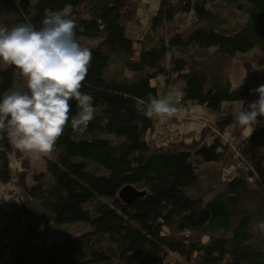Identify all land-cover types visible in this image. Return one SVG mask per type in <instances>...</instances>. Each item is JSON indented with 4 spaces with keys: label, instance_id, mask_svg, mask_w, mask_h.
<instances>
[{
    "label": "trees",
    "instance_id": "obj_1",
    "mask_svg": "<svg viewBox=\"0 0 264 264\" xmlns=\"http://www.w3.org/2000/svg\"><path fill=\"white\" fill-rule=\"evenodd\" d=\"M141 2L0 0V186L17 192L0 200V258L10 264H264V84L232 85L199 61L254 51L264 67V0H160L150 44L136 50L126 25ZM63 28L66 51L52 45ZM250 101L244 135L225 104ZM194 106L212 122L175 129ZM20 107L28 139L8 131ZM47 118L56 134L28 184L13 159L26 167ZM212 128H232L228 144ZM203 165L220 172L202 176ZM126 185L145 195L124 205ZM74 225L88 231L58 232Z\"/></svg>",
    "mask_w": 264,
    "mask_h": 264
},
{
    "label": "rangeland",
    "instance_id": "obj_2",
    "mask_svg": "<svg viewBox=\"0 0 264 264\" xmlns=\"http://www.w3.org/2000/svg\"><path fill=\"white\" fill-rule=\"evenodd\" d=\"M141 5L138 7L139 10L135 13L134 16V22H130L126 25V35L128 38L133 39L134 41L139 40L140 42H136L135 48L136 50L139 49V47L150 44L148 41L145 40L146 35L149 32V23H150V17L154 14L156 9L158 8V4L160 0H142ZM186 23L188 21L186 20ZM229 23L232 24L233 21L229 19ZM206 23H201L200 26H204ZM3 26V18H0V33ZM62 36L68 37L71 34L68 31H65L64 28L61 32ZM86 44H94V42H85L83 41V45ZM212 52V50H211ZM257 52L251 51L247 54L240 55L238 54L235 58H226V59H220L217 56H213L210 59L205 58H199V61H206V70L211 73L214 76L223 75L228 78L230 83L232 85H236L242 81H246L250 83L252 86L259 87L264 84V67H259L255 61V55ZM7 59V52L0 47V67L4 66ZM47 76V75H46ZM48 79V76H47ZM45 81L46 78H45ZM47 86L49 87L50 84L47 82ZM52 90V89H51ZM50 90V93L48 94L46 98V105L49 107V110L52 111V105H53V91ZM166 95H164L162 98V101L160 105L165 104ZM254 99L256 100V94L254 95ZM248 105V106H247ZM246 105V108H243L244 105L242 103H236L233 105L225 104V108H228L229 106L232 109V113L234 118L238 121V125H243V134L246 135L249 131V124L251 121H254V111L253 109L256 107L255 101H250ZM240 113V111H242ZM28 118V112L25 108H17L15 111V116L8 126V131L12 135H20L23 136L25 139H28L29 135H23L25 128H26V121ZM213 116L209 115V113L205 112L204 109H202L199 106H194L190 110V115L186 118H183L179 124H177L176 128H182L184 127L188 130H199L200 129V123L206 122L209 124L208 121L212 122ZM200 122V123H199ZM241 127V126H239ZM180 128V129H181ZM225 131L224 137L226 141L229 139L228 137L231 136L230 131ZM56 134V129L51 124L50 118H47L43 121L42 126L39 130V140L36 143H32L29 146V150L26 153L24 160L26 162V167L23 168L21 164V160L13 159V167L18 169V171L24 170L25 175L27 176V183L30 184L33 180V177L36 174L44 173L45 171V156H46V150L48 147V143L50 139ZM186 142H189L192 136L189 134H184ZM196 136V133H195ZM194 136V137H195ZM228 144V141H227ZM232 144H229L231 146ZM202 176L206 175H212L214 172L219 171L218 166L216 165H203L202 166ZM232 167H229L227 170H225V176L229 177L231 173ZM13 190V192H12ZM206 190L205 185L201 186H195L193 189L190 190L189 194L193 196H197L199 194H202L203 191ZM17 194V192L14 190V187L11 184L9 185H3L0 186V200L3 201H10L14 202L12 200V197ZM22 202V201H21ZM11 213V210H9ZM2 216L0 217V224H1ZM37 221V217L34 218V222ZM255 231L257 230V225H254ZM88 228L83 225H74V226H63L58 231L59 233H63L64 235L73 236L78 233H84L87 232ZM60 238V237H59ZM52 238H48L47 240H51ZM10 254L7 253L3 255L0 258V264H10Z\"/></svg>",
    "mask_w": 264,
    "mask_h": 264
},
{
    "label": "water",
    "instance_id": "obj_3",
    "mask_svg": "<svg viewBox=\"0 0 264 264\" xmlns=\"http://www.w3.org/2000/svg\"><path fill=\"white\" fill-rule=\"evenodd\" d=\"M72 41V36L64 37L62 35H57L52 39V45L60 50L66 51L70 42ZM145 195L144 191H139L133 186L126 185L122 187L118 192V199L124 205L132 204L137 198H141Z\"/></svg>",
    "mask_w": 264,
    "mask_h": 264
},
{
    "label": "built area",
    "instance_id": "obj_4",
    "mask_svg": "<svg viewBox=\"0 0 264 264\" xmlns=\"http://www.w3.org/2000/svg\"><path fill=\"white\" fill-rule=\"evenodd\" d=\"M177 101H178V99H176ZM157 113L159 114V115H164V116H168V117H170V115H166L165 113H163V112H160V111H157ZM206 123V122H205ZM206 125H207V123H206ZM165 126V125H164ZM165 128H166V126H165ZM213 129V128H212ZM214 130V129H213ZM215 131V130H214ZM217 134H219V132L218 131H215ZM219 136L222 138V140L223 141H225L226 142V139H225V137H224V134L223 133H221V134H219ZM166 140L164 139V142H165ZM241 163V161L239 160V162L238 163H236V166H235V168H237V166H239V164Z\"/></svg>",
    "mask_w": 264,
    "mask_h": 264
},
{
    "label": "bare ground",
    "instance_id": "obj_5",
    "mask_svg": "<svg viewBox=\"0 0 264 264\" xmlns=\"http://www.w3.org/2000/svg\"><path fill=\"white\" fill-rule=\"evenodd\" d=\"M201 125H206V123L205 122H201Z\"/></svg>",
    "mask_w": 264,
    "mask_h": 264
}]
</instances>
